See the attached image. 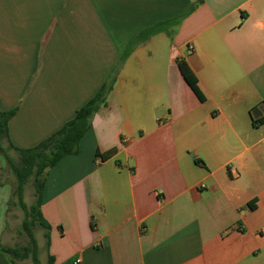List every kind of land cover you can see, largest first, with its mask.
Listing matches in <instances>:
<instances>
[{"label": "crops", "instance_id": "crops-1", "mask_svg": "<svg viewBox=\"0 0 264 264\" xmlns=\"http://www.w3.org/2000/svg\"><path fill=\"white\" fill-rule=\"evenodd\" d=\"M174 19L48 171L41 264H264V0H0V110H16L3 146L57 133L139 34ZM13 190L3 177L0 264L17 246Z\"/></svg>", "mask_w": 264, "mask_h": 264}, {"label": "trees", "instance_id": "trees-1", "mask_svg": "<svg viewBox=\"0 0 264 264\" xmlns=\"http://www.w3.org/2000/svg\"><path fill=\"white\" fill-rule=\"evenodd\" d=\"M179 20L180 19H174L161 22L139 34V36L131 43L126 52L123 54L119 66L111 73L109 79L99 90L96 96L78 110L73 120L65 124L61 130L53 134L50 138L38 146L30 149H19L10 142V145L5 148L3 146V140L5 138L9 140L8 124L15 116L16 110H0V154L4 156L16 177V188L13 190V198H16L17 201L16 203L11 201L9 205H16L25 213L22 229L28 238V245L24 247L1 246V251L9 257L13 264H17V262L27 259H31L33 264H41L35 228L39 226L47 232L51 230V226L44 218L41 209L43 191L46 185L48 171L54 168L63 158L78 153L81 140L90 130L95 114L101 107L107 105V98L113 91L115 83L117 82L120 68L130 56L135 46L138 43L147 41L154 35L168 30L171 26L178 23ZM179 68L187 83L199 96L201 101H204V96L198 87V80L192 73L187 63L184 61L179 62ZM10 150H14L19 153V163H16L10 156ZM114 153L115 151H111L103 158L109 159L114 155ZM31 178H34L35 203L32 206H29L25 202V187ZM255 207L256 206L254 204L250 205L251 209H255ZM46 239L47 247L50 248V236L48 233L46 234ZM54 262L55 258L49 255L48 264H54Z\"/></svg>", "mask_w": 264, "mask_h": 264}, {"label": "rangeland", "instance_id": "rangeland-1", "mask_svg": "<svg viewBox=\"0 0 264 264\" xmlns=\"http://www.w3.org/2000/svg\"><path fill=\"white\" fill-rule=\"evenodd\" d=\"M10 156L14 159L16 163L20 162V155L15 153L14 151H9ZM0 158L5 162L4 168L2 169L3 172L2 176H0V181L3 180V177L13 182L14 189L16 188V177L13 174L9 164L5 160L4 156L0 154ZM14 203H16L17 199L13 198ZM25 202L32 206L35 203V188H34V178H31L29 183L25 187ZM10 214H9V223L10 227L12 229L13 234H15L16 238V245L19 247H24L28 245V238L25 235L22 224L25 219V213L23 210L16 206L12 205L10 206ZM35 235L40 243L41 246H43L47 240L45 238V230L39 226L35 228ZM26 264H33L31 259H28V262H25Z\"/></svg>", "mask_w": 264, "mask_h": 264}, {"label": "built area", "instance_id": "built-area-1", "mask_svg": "<svg viewBox=\"0 0 264 264\" xmlns=\"http://www.w3.org/2000/svg\"><path fill=\"white\" fill-rule=\"evenodd\" d=\"M189 50H190V52L194 51L195 50L194 46H190ZM124 141L126 142L127 140L125 139Z\"/></svg>", "mask_w": 264, "mask_h": 264}]
</instances>
